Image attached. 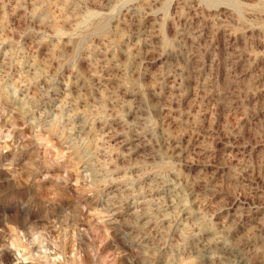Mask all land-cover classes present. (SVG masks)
Wrapping results in <instances>:
<instances>
[{
    "label": "rangeland",
    "instance_id": "1",
    "mask_svg": "<svg viewBox=\"0 0 264 264\" xmlns=\"http://www.w3.org/2000/svg\"><path fill=\"white\" fill-rule=\"evenodd\" d=\"M0 264H264V0H0Z\"/></svg>",
    "mask_w": 264,
    "mask_h": 264
}]
</instances>
